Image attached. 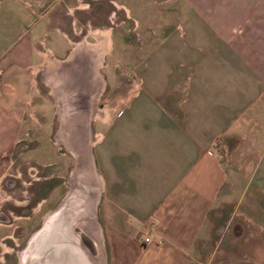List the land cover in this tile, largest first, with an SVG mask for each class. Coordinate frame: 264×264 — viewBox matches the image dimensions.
<instances>
[{
	"label": "crops",
	"instance_id": "1",
	"mask_svg": "<svg viewBox=\"0 0 264 264\" xmlns=\"http://www.w3.org/2000/svg\"><path fill=\"white\" fill-rule=\"evenodd\" d=\"M48 1L0 0V44L9 46L0 61L31 60L41 43L52 52L41 30H55ZM179 2L172 21L147 27L146 61L130 59L141 68L132 90L103 106L97 126L103 264H197L209 212L264 155V0ZM108 42L99 31L91 45L104 53ZM250 154L259 157L251 166ZM10 224L0 218L2 238Z\"/></svg>",
	"mask_w": 264,
	"mask_h": 264
},
{
	"label": "rangeland",
	"instance_id": "2",
	"mask_svg": "<svg viewBox=\"0 0 264 264\" xmlns=\"http://www.w3.org/2000/svg\"><path fill=\"white\" fill-rule=\"evenodd\" d=\"M48 2L50 22L57 31L44 27L41 30L44 42L52 52L44 50L41 43L37 48L43 53L32 55L31 60L23 56L7 65L6 56H3L0 61L3 69L0 74V218L10 222L13 230L9 232L12 233L10 237L2 238L1 234L7 228L0 227V264H21L23 249L45 215L61 201L65 205L74 204L77 200L82 208L73 217L70 230L80 248L78 251L83 264H101L98 251L85 231L86 228H94V223L98 226L97 218H100L97 213L99 192L96 178L90 170L89 152L95 168L92 148L98 137L100 117H105L103 106L111 108L126 101L132 90V71L140 70L139 66L146 61L147 27L172 21L177 15L170 10L180 2ZM43 10H39L40 14ZM99 31L106 32L109 40L98 68L103 87L95 102L97 115L90 116L88 128L81 130L76 119L77 104L69 106L66 100L56 103L50 94V86L41 77L46 66L42 55L54 53L57 59H62L57 65L63 71L69 67L66 66L67 54L73 43L84 40L89 45L94 44ZM65 39H68V44ZM6 44H0V51L9 48ZM135 55L137 57L132 60H139V66L130 64ZM75 57L72 65H75V70H83L86 77L92 72L87 56L78 51ZM27 62H32V65L23 68ZM80 80L74 78L77 84ZM57 90L60 94L61 89ZM58 129L61 130L62 142L56 140ZM259 145L264 146V134ZM248 158L250 166L259 160L252 154ZM260 163L254 171L245 169V185L235 182L229 196L209 212L210 234L201 243L197 264H264V155ZM72 169L77 188L74 187L73 196L61 200L68 191L70 183L67 176ZM93 197L94 203L90 204L89 198ZM41 199H44L43 203H39ZM88 211L93 213V217L85 215L84 224L88 226L85 228L78 222ZM93 230L95 232L96 229Z\"/></svg>",
	"mask_w": 264,
	"mask_h": 264
},
{
	"label": "bare ground",
	"instance_id": "3",
	"mask_svg": "<svg viewBox=\"0 0 264 264\" xmlns=\"http://www.w3.org/2000/svg\"><path fill=\"white\" fill-rule=\"evenodd\" d=\"M81 47V46H79ZM85 47V46H84ZM81 47V48H84ZM86 48V47H85ZM98 46H92L89 45L88 48V52L90 53V59L92 61H97V60H101V57L103 55V53L98 49ZM75 53L76 51H72L71 55L69 57H67V62H66V66L69 65V67L65 68L62 74H58L57 76L55 75V79H57V84H62L61 87H59L61 89V93L59 94V92L57 93V103H59V101L62 100H66L67 105L69 104V106H72L73 104L77 106L76 108V119H78V125L80 127V129L82 130L83 128H88V119L90 116H95L97 114V111L95 110V98H96V94L98 92V89H100V83L98 82V76L99 75L97 68H95L94 64H90L91 66V75L90 77H85L82 72L83 70H75V65L73 66V62L75 61L74 57H75ZM62 59L56 60L57 62L61 61ZM54 63V62H53ZM101 63H99L100 65ZM65 66V67H66ZM51 67V66H50ZM100 76V75H99ZM85 77V78H84ZM74 78H79V84L76 83V81H74ZM86 79V80H84ZM49 81V80H48ZM76 85V87H75ZM78 85V86H77ZM70 101V102H69ZM60 115V113H59ZM60 117V116H59ZM61 130L58 129L56 135L58 136L59 140L58 142H62L61 140ZM89 159H90V170L93 174V177L96 178L95 181V185L96 187H98L97 192H99L100 186H98L99 183V176L96 174L95 168L92 164V159H91V154L89 152ZM73 173V169L70 171V173H68V183L69 184V188L68 191H66V193H64L63 195V199L69 197V196H73L72 193L74 192V187L77 188L76 183L74 182L73 179V175H71ZM81 195V194H80ZM79 195V196H80ZM78 196V197H79ZM83 196V194H82ZM93 198H89L90 199V204L94 203L93 202ZM78 201V200H77ZM76 203V202H75ZM77 204H79L77 202ZM76 204V205H77ZM75 205V206H76ZM72 212H70L72 215L75 212H79L81 210V205H77V207H70ZM68 211V210H67ZM68 212V214H69ZM85 215H87L88 217L90 216L91 218L93 217V213L91 211L86 212L80 219V222H78L81 226H85L84 222L86 220ZM92 215V216H91ZM70 215L67 216H63L64 221H69ZM74 219V218H73ZM62 222L60 227H58V229H60L62 226H68V222L67 224L65 222ZM73 222V221H72ZM88 226H85V228ZM93 229H96L95 232ZM89 229H85V231H87L88 235L90 236V238L92 239V242L94 244V246L96 247L98 254L100 256L101 259V264H103V252H102V245H101V239H100V235L98 233V226L96 225V223H94V228H92L91 230ZM92 231V232H90ZM71 232V230H70ZM62 233V232H61ZM72 233V232H71ZM56 233H54V230H51L47 237L45 238V245L47 244V248H50L51 250H53L55 252V254L57 255V258L59 256V254L61 252H65L68 253V256L65 257L64 259H66V262H70L72 259H74L73 254H75V247L72 246V239L69 238V233L67 235H65L64 232V237L65 242L63 241H59L56 239ZM73 235V233H72ZM73 237H75V235H73ZM59 243V244H58ZM78 246V245H75ZM80 249V248H79ZM52 257H54V255H52ZM63 258V257H60Z\"/></svg>",
	"mask_w": 264,
	"mask_h": 264
},
{
	"label": "water",
	"instance_id": "4",
	"mask_svg": "<svg viewBox=\"0 0 264 264\" xmlns=\"http://www.w3.org/2000/svg\"><path fill=\"white\" fill-rule=\"evenodd\" d=\"M61 200H63V198ZM61 202L56 205V207H54L50 213L45 215V218L41 221L40 226L32 232L23 249L24 251L23 255H21V264H83V258L78 251L79 246H75L77 245V242L75 241V237H73L72 233L70 232V226L74 220L73 217L77 214V212H75L72 215L70 213L72 212L70 207H77V205H79L77 204L78 201L76 203L74 202V204L68 203L65 205L64 202ZM65 215H70L69 221H64L63 216ZM63 221L66 224L68 222V226H62L60 229H58ZM51 230H54V233H56V239L60 242H65L66 238L63 236L64 232L65 235L69 233V238L72 239L73 243L72 246L75 247V254H73L74 259H72L70 262H66V259H64L68 256V253L61 252L57 258L55 252L50 248H47V244L45 245V238ZM52 255H54V257H52Z\"/></svg>",
	"mask_w": 264,
	"mask_h": 264
},
{
	"label": "flooded vegetation",
	"instance_id": "5",
	"mask_svg": "<svg viewBox=\"0 0 264 264\" xmlns=\"http://www.w3.org/2000/svg\"><path fill=\"white\" fill-rule=\"evenodd\" d=\"M86 48H81L79 47L77 44H74L72 45V47L70 48V50L68 51V54H67V57H69L71 55V52L72 51H76V52H82L84 54V56H87L86 59L87 61H89V58H90V53L87 51L88 48H89V45L88 44H85ZM74 59H76V57H74ZM56 60H59L55 57H52L51 58V62H49V64L47 62H45V70L42 72L41 74V77L43 78L44 82L50 86V94L53 96V98L55 99V102L57 101L56 97H57V93H58V90L59 87L62 86V84H57V79H55V75L57 76L58 74H62L63 71H61V69L59 68L60 66L57 65V61ZM100 59L97 60V61H92L90 59V61L88 63L90 64H94L95 68H97V71L99 73V63H100ZM54 62V63H53ZM51 66V67H50ZM58 66V67H57ZM82 74L84 75V73L82 72ZM91 73L86 75L87 77H90ZM85 76V75H84ZM97 78H98V82L100 83V89H98V92L96 94V98H95V101L94 103L96 102L97 100V97H98V94L100 93L102 87H103V79L101 77V75L99 76L97 74ZM49 80V81H48ZM57 92V93H56ZM57 103V102H56ZM97 115V114H96ZM95 115V116H96ZM57 133V132H56ZM56 136V140L58 141L59 138L58 136L55 134Z\"/></svg>",
	"mask_w": 264,
	"mask_h": 264
},
{
	"label": "built area",
	"instance_id": "6",
	"mask_svg": "<svg viewBox=\"0 0 264 264\" xmlns=\"http://www.w3.org/2000/svg\"><path fill=\"white\" fill-rule=\"evenodd\" d=\"M143 240H144V241H149L150 239H149V237H148L147 235H145V236L143 237ZM156 242L159 243L160 240H156Z\"/></svg>",
	"mask_w": 264,
	"mask_h": 264
}]
</instances>
